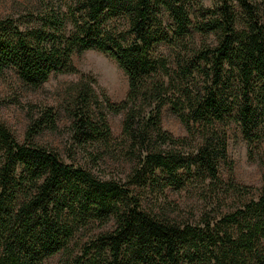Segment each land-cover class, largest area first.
<instances>
[{
  "label": "trees",
  "instance_id": "1",
  "mask_svg": "<svg viewBox=\"0 0 264 264\" xmlns=\"http://www.w3.org/2000/svg\"><path fill=\"white\" fill-rule=\"evenodd\" d=\"M214 1L203 8L200 0H37L32 25L0 19V74L12 71L28 89L53 74H75L71 57L87 50L112 59L127 81L118 103L88 82L68 88V162L32 143L42 130H56L52 108L28 106L22 144L0 127V264H42L59 253L73 264H239L252 255L264 263V166L249 201V188L217 171L227 161L229 126L247 144H264V3ZM121 18L124 34L108 26ZM190 30L215 43L192 48ZM159 45L171 51L173 71ZM166 105L184 137L160 128ZM119 113L115 139L106 115ZM121 151L136 168L125 185L92 175ZM190 181L203 202L196 226L159 207L143 209L141 194L154 197L152 206L169 203L166 191H185Z\"/></svg>",
  "mask_w": 264,
  "mask_h": 264
},
{
  "label": "rangeland",
  "instance_id": "2",
  "mask_svg": "<svg viewBox=\"0 0 264 264\" xmlns=\"http://www.w3.org/2000/svg\"><path fill=\"white\" fill-rule=\"evenodd\" d=\"M263 1L264 0H253ZM203 8H212L214 0H200ZM37 0H0V19L11 18L18 19L22 25H32V16L39 12ZM194 7V6H193ZM261 8V21L264 22V6ZM237 21L235 27L239 29L242 26V18L239 10L236 8ZM160 20L165 29L171 25L165 12H161ZM109 29L117 33L124 34L126 31L125 21L111 20L108 23ZM70 27L67 25V30ZM194 44L192 48L198 49L202 45L212 46L214 36H202L190 30ZM157 52L164 55L171 71L174 70L173 55L164 45L157 46ZM71 63L76 69L75 74H53L46 82L36 89H28L23 86L15 77L12 71H4L0 74V127H3L17 144L24 143V133L28 121L26 111L29 105L39 110L40 108L50 107L57 112L56 130L54 132L42 130L33 136L32 143L54 150L63 162H68L66 153L71 142L67 127L69 120L63 112L64 98L68 88L78 81L88 82L95 94H103L110 102L118 103L123 100L127 91V81L125 75L118 68L116 63L106 55L87 50L81 54H74L71 57ZM123 113L107 114L106 121L109 126L111 136L115 139L119 137L121 131V122ZM160 128L173 137H184L185 129L177 117L173 115L166 105L160 110ZM226 133V154L227 161L218 164V175L223 180L230 178L233 183L249 188V196L246 201L254 199L257 196V190L260 188L263 166H264V144L263 142L247 144L238 128L234 125L225 130ZM1 145V144H0ZM111 158L113 161H107L97 169H90L92 175L104 180H112L125 185L135 168V163L129 160L123 151L115 152ZM0 151V166L2 164ZM77 164L83 163L79 154L74 155ZM88 167V166H87ZM194 181H190V188L185 191L167 190V201L165 203L158 199V203L153 205V196L143 195V209L152 208L156 211L159 207L168 217L179 223H187L196 226L199 221V212L202 209L203 202L199 193L195 190ZM134 189V188H130ZM136 191V189H135ZM172 205H171V204ZM147 204V207L145 206ZM111 224L104 229H110ZM81 238V237H80ZM81 243L85 238H81ZM77 242V240H75ZM72 247V243L70 244ZM80 243L73 247L72 257L79 255ZM226 247V244H225ZM264 257V250L260 251ZM256 256H245L239 258V264H264L256 261ZM42 264H73L72 258H66L65 255L56 254L46 259Z\"/></svg>",
  "mask_w": 264,
  "mask_h": 264
}]
</instances>
